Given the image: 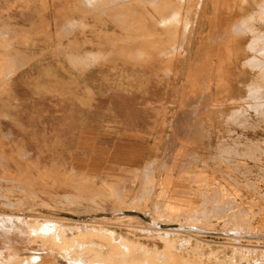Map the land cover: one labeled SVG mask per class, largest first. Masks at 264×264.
I'll return each instance as SVG.
<instances>
[{"label":"rangeland","instance_id":"1","mask_svg":"<svg viewBox=\"0 0 264 264\" xmlns=\"http://www.w3.org/2000/svg\"><path fill=\"white\" fill-rule=\"evenodd\" d=\"M31 1L0 0V213L264 264V0ZM7 223L8 260L73 264Z\"/></svg>","mask_w":264,"mask_h":264},{"label":"bare ground","instance_id":"2","mask_svg":"<svg viewBox=\"0 0 264 264\" xmlns=\"http://www.w3.org/2000/svg\"><path fill=\"white\" fill-rule=\"evenodd\" d=\"M86 1V0H85ZM33 4L36 2V0H33L31 1ZM105 3V2H104ZM261 2H259L260 4ZM29 4V3H28ZM31 4V3H30ZM207 4V3H206ZM182 5V4H181ZM203 7V6H202ZM263 9V8H262ZM205 12V11H204ZM175 14V13H173ZM176 15V14H175ZM180 15V14H179ZM161 19V18H160ZM177 19V18H176ZM180 18L178 17V20ZM164 20V19H163ZM172 20V19H171ZM181 20V19H180ZM157 21V19H156ZM161 21V20H160ZM176 21V20H174ZM105 22V21H104ZM107 22V21H106ZM177 22V21H176ZM148 23V22H147ZM153 23V22H152ZM155 23V22H154ZM172 23V22H171ZM169 24V23H167ZM156 25V24H155ZM172 25H175V24H172ZM157 26V25H156ZM168 27V26H167ZM172 27V26H171ZM154 27H152L153 29ZM175 28V27H173ZM169 29V27L167 28V30ZM160 30V29H159ZM166 30V31H167ZM155 31V30H154ZM155 34V33H154ZM159 35V34H158ZM195 35V34H194ZM195 40V39H194ZM5 41V40H4ZM193 42V41H192ZM88 51V50H87ZM7 57V56H6ZM147 59V58H146ZM147 61V60H146ZM252 91V90H251ZM81 111V110H80ZM156 192V191H155ZM154 192V193H155ZM132 207V206H131ZM134 207V210L131 209V210H127L128 214L129 215H136L138 217H140L141 219L143 220H147L142 214L138 213V211L140 212V210L142 209H138L136 210L135 209V206ZM132 207V208H133ZM142 207V206H141ZM119 210V209H118ZM125 210V209H124ZM119 211H122V210H119ZM142 211V210H141ZM116 214V213H115ZM159 215V214H158ZM157 215V216H158ZM146 216V215H145ZM156 216V215H155ZM135 217V216H134ZM167 218V216H165ZM13 218H15L16 222L17 223H13ZM37 217H34L33 215L31 214H2L0 213V224H5L7 222H11L12 223V228H18L19 229V226L20 225H28L30 227V231L32 234L34 235H40V238L41 239H44L45 243L50 246H52L53 248L58 246V251H64V253L69 257V261L71 260V263L73 264H144L142 263L143 261L141 262H136V258L134 256H130L127 254V252L130 254H133L135 252V248H136V252L139 251L137 249H140V253H143L141 250L145 251V259L148 260L149 264H162V263H166V264H180L182 263V261L180 262V260L175 257V254L172 252V249L174 248L173 247V244H174V241L171 240L170 238H172L171 234H175L174 232H177L176 229H172V227H170L171 224H160V225H163V226H166V227H160L159 224H157L156 222L152 223L150 221V227L153 226L152 228L154 229H150V227L148 229H150V231L152 230H155L157 231L156 233H158L160 235V237L163 239L164 243L167 245L166 246V251H161V252H158L157 250L155 251H152V249L150 250L149 248H147L146 246H141L138 245L139 241L137 242V245L135 243L136 246H138V248L134 245V251L132 252L131 250L130 251H127L126 254L125 253H122V251H120L119 249V245L123 243L124 248H127L129 246H132V244H134L132 242V240L128 239L127 236L125 235H119L116 233V231H112L108 228H106L105 226H96L94 225V227L92 228H88L84 226V229H82V226H79L78 228H74L75 230H73V228H69L66 229L67 226L65 225H62L61 223H59L58 221H54L52 218L53 221H49V222H43V223H40L38 222L37 220L39 218ZM58 218V217H57ZM136 218V217H135ZM139 218V220H140ZM162 218V217H161ZM170 219V218H168ZM61 220V218L59 219ZM63 220V219H62ZM165 220V219H164ZM40 221V220H39ZM48 221V220H47ZM64 221V220H63ZM96 221V220H95ZM168 221V220H167ZM171 221V220H170ZM42 222V221H41ZM62 222V221H61ZM65 222V221H64ZM93 223V224H94ZM105 223V222H104ZM147 223V221H146ZM8 224V223H7ZM83 224V223H82ZM89 224V222H88ZM91 224V223H90ZM93 224L91 226H93ZM79 225V224H78ZM87 225V224H86ZM149 225V223H148ZM88 226V225H87ZM100 226V227H99ZM171 226H177V225H171ZM129 227V226H127ZM133 226H131L132 228ZM187 228H189L190 226H186ZM2 228V227H1ZM5 228V227H3ZM2 228V229H3ZM12 228H9V230H11ZM126 228V227H124ZM180 228V227H179ZM195 228V227H194ZM147 229V227H146ZM145 230V231H148ZM186 229V228H185ZM138 230V229H137ZM143 230V229H142ZM143 230V232H144ZM180 230V229H179ZM184 230V229H183ZM182 230V231H183ZM235 230V229H234ZM7 231V230H5ZM68 231L71 232L72 234V237H70L68 234ZM149 231V232H150ZM181 231V232H182ZM135 232V231H134ZM184 232V231H183ZM8 233V232H7ZM138 233V232H137ZM146 233V232H145ZM148 233V232H147ZM179 233V232H178ZM233 233V232H232ZM28 235V234H27ZM30 235V234H29ZM171 235V236H170ZM177 235V233H176ZM130 236V235H129ZM155 236V235H154ZM158 236V235H157ZM92 237H95L97 239L100 238L101 239H105L106 242L108 240V238H112L111 242L109 243L108 241V244L107 246L103 245V244H99V248H96V246L92 245V243H89L87 246L86 243H84V240L87 239V238H92ZM127 237V238H126ZM170 237V238H169ZM186 237V236H185ZM94 239V238H93ZM135 239V237L133 238ZM83 240V241H82ZM117 240H119V244L118 247L116 246L115 247V244L114 246L111 244L113 241L116 242ZM186 240V239H185ZM192 240V239H191ZM93 241V240H92ZM91 241V242H92ZM102 241V240H101ZM120 241L122 243H120ZM131 241V242H130ZM162 241V240H161ZM190 241V240H189ZM201 241V240H200ZM113 242V243H114ZM118 242V241H117ZM103 243V241H102ZM177 243V242H176ZM185 243V242H184ZM183 243V244H184ZM82 247H81V245ZM189 245V244H188ZM84 246V247H83ZM198 246V245H197ZM211 247V246H209ZM121 248V247H120ZM151 248V247H150ZM12 249V248H11ZM57 249V248H56ZM128 250L130 249L127 248ZM126 249V250H127ZM225 249V248H224ZM264 249V248H263ZM185 250V249H184ZM248 250V249H246ZM12 251V250H11ZM124 251V250H123ZM189 251V250H188ZM187 251V252H188ZM197 251V250H196ZM244 251V249H243ZM250 251V250H248ZM135 252V253H136ZM181 252V251H180ZM186 253V252H185ZM193 253V252H192ZM199 253V252H198ZM217 253V252H216ZM61 254V253H60ZM63 254V253H62ZM61 254V255H62ZM137 254V253H136ZM204 254V253H203ZM213 254V253H212ZM215 254V253H214ZM187 256V255H186ZM142 257V256H141ZM147 257V258H146ZM181 258V257H180ZM207 258V257H206ZM30 261L31 263H35V262H38L40 261V257L37 256V255H33L31 258H30ZM187 261V260H186ZM193 261V260H192ZM184 262V260H183ZM20 263V262H19ZM147 263V262H146ZM147 263V264H148ZM185 263V262H184ZM0 264H15L14 262H12L11 258L10 260H8L4 255H3V251H0ZM17 264V263H16ZM21 264H26L25 262H22ZM183 264V263H182Z\"/></svg>","mask_w":264,"mask_h":264},{"label":"crops","instance_id":"3","mask_svg":"<svg viewBox=\"0 0 264 264\" xmlns=\"http://www.w3.org/2000/svg\"><path fill=\"white\" fill-rule=\"evenodd\" d=\"M81 141H83V140H81ZM84 143H86V141Z\"/></svg>","mask_w":264,"mask_h":264}]
</instances>
